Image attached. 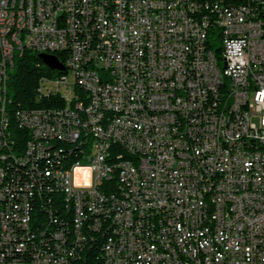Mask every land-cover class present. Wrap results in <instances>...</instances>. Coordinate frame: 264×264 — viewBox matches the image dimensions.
Here are the masks:
<instances>
[{
  "label": "built area",
  "instance_id": "built-area-1",
  "mask_svg": "<svg viewBox=\"0 0 264 264\" xmlns=\"http://www.w3.org/2000/svg\"><path fill=\"white\" fill-rule=\"evenodd\" d=\"M25 51L64 71L15 109L20 153L0 118V264H264V0H0V106Z\"/></svg>",
  "mask_w": 264,
  "mask_h": 264
},
{
  "label": "trees",
  "instance_id": "trees-1",
  "mask_svg": "<svg viewBox=\"0 0 264 264\" xmlns=\"http://www.w3.org/2000/svg\"><path fill=\"white\" fill-rule=\"evenodd\" d=\"M56 57L64 62L61 55L56 53ZM42 74L57 75L56 71L44 66L41 60L38 58L37 53L25 51L20 55H16L13 59V67L8 73V79L6 82V96L8 98L7 110L10 115H13L15 109L30 108L33 106L34 88L36 87L37 79ZM13 121V125L16 124L15 118L10 116ZM16 137L18 139V148H20V128L16 127ZM49 150L42 153L43 156H38L37 161H53V153H55V146L52 144ZM43 148H47L44 146ZM47 156V157H46ZM68 162V152H61L59 154V163ZM14 164L15 170H23V163H7ZM6 176V174H5ZM45 200L52 205V212H60V202H57V196H55L54 188H45ZM57 222L59 225L65 226V235H73V225H71V218L64 213H57ZM61 250H68V243H61ZM33 257H20V262L26 264H33ZM93 264V263H86Z\"/></svg>",
  "mask_w": 264,
  "mask_h": 264
},
{
  "label": "bare ground",
  "instance_id": "bare-ground-1",
  "mask_svg": "<svg viewBox=\"0 0 264 264\" xmlns=\"http://www.w3.org/2000/svg\"><path fill=\"white\" fill-rule=\"evenodd\" d=\"M26 5H33V0H26ZM208 19H216V10H208ZM29 27H36V19H29ZM23 41H24V31H16V42H23ZM206 46H214V38H206ZM22 53L23 52H16L14 53V57ZM14 57L11 58L10 67H8V71H6L5 84L8 79V73L13 67ZM0 71H1V63H0ZM7 105H8V98L6 96V88H5V92H3V101H1V106H0L2 133L5 134V145H7V148L11 149L13 153H20V148H18V139L15 134L16 133L15 129L17 125L16 124L13 125V121H11L12 118L10 117L12 116L15 118V111L13 112V115H10L7 110ZM49 145H50L49 141H38V148H40V151L49 150L51 148L49 147ZM44 146H47V148H43ZM38 156L41 157L43 156V154L38 153ZM136 156L145 157L144 146H136ZM10 162L17 163L18 162L17 155L6 154V164ZM5 174H6V167H0V186H7V177L5 176ZM162 237H163V228H160V226H153V228H145V239H153V242H160V238ZM164 254H172V245H164ZM20 264H26V263L20 262Z\"/></svg>",
  "mask_w": 264,
  "mask_h": 264
},
{
  "label": "water",
  "instance_id": "water-1",
  "mask_svg": "<svg viewBox=\"0 0 264 264\" xmlns=\"http://www.w3.org/2000/svg\"><path fill=\"white\" fill-rule=\"evenodd\" d=\"M37 56L41 60V62L50 69L64 71L63 64L59 61L55 54L38 53Z\"/></svg>",
  "mask_w": 264,
  "mask_h": 264
},
{
  "label": "rangeland",
  "instance_id": "rangeland-1",
  "mask_svg": "<svg viewBox=\"0 0 264 264\" xmlns=\"http://www.w3.org/2000/svg\"><path fill=\"white\" fill-rule=\"evenodd\" d=\"M67 80L72 85V83H73V75H72L71 72L67 73ZM60 90H61V92H63V88L62 87L60 88Z\"/></svg>",
  "mask_w": 264,
  "mask_h": 264
}]
</instances>
